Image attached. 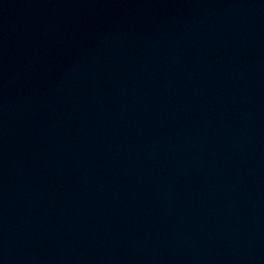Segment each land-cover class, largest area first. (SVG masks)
<instances>
[{
	"label": "water",
	"instance_id": "1",
	"mask_svg": "<svg viewBox=\"0 0 264 264\" xmlns=\"http://www.w3.org/2000/svg\"><path fill=\"white\" fill-rule=\"evenodd\" d=\"M0 264H264V0H0Z\"/></svg>",
	"mask_w": 264,
	"mask_h": 264
}]
</instances>
